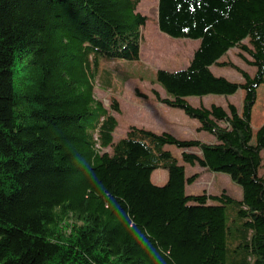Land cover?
I'll return each mask as SVG.
<instances>
[{
    "label": "trees",
    "instance_id": "1",
    "mask_svg": "<svg viewBox=\"0 0 264 264\" xmlns=\"http://www.w3.org/2000/svg\"><path fill=\"white\" fill-rule=\"evenodd\" d=\"M141 1L0 0V264H264V0H158L159 30L199 45L187 67L156 70V99L212 141L135 125L115 137L107 66L141 58ZM235 48L252 74L227 59ZM240 90L241 109L190 102ZM187 165L226 173L241 197L188 194Z\"/></svg>",
    "mask_w": 264,
    "mask_h": 264
},
{
    "label": "rangeland",
    "instance_id": "2",
    "mask_svg": "<svg viewBox=\"0 0 264 264\" xmlns=\"http://www.w3.org/2000/svg\"><path fill=\"white\" fill-rule=\"evenodd\" d=\"M139 11L148 17L143 28V43L141 58L135 61L119 60L108 62L114 92L121 103V112L116 116L119 127L115 132L118 139L125 135L132 126L144 127L155 132H170L180 139H201L210 141L213 137L206 131L198 129L200 123L197 119L189 117L180 108H171L156 99L155 91L165 97V90L155 82L154 73L158 69L177 70L189 65L192 56L199 45V40L189 38H173L161 32L157 25L158 0H142ZM238 49L229 52L227 59L248 71L254 72V67L246 63L239 55ZM212 71L220 76H225L232 81H240L241 74L234 68L213 66ZM102 85L95 81L96 95L109 105L110 91L108 80L102 78ZM244 91L229 97L206 96L191 98L193 105L209 107L212 103L227 107L234 103L241 109ZM264 123V84L258 90V100L253 109L252 126L256 131ZM190 151L200 153L192 147ZM186 173L190 176L199 173L198 180L186 187L188 194H200L206 191L209 194H219L226 191L235 198L241 197V187L234 183L223 172L208 171L200 166H186ZM168 178V171L163 168L156 169L152 174V181L163 185ZM230 217V215H229Z\"/></svg>",
    "mask_w": 264,
    "mask_h": 264
},
{
    "label": "crops",
    "instance_id": "3",
    "mask_svg": "<svg viewBox=\"0 0 264 264\" xmlns=\"http://www.w3.org/2000/svg\"><path fill=\"white\" fill-rule=\"evenodd\" d=\"M214 140V138L212 137L210 141Z\"/></svg>",
    "mask_w": 264,
    "mask_h": 264
}]
</instances>
